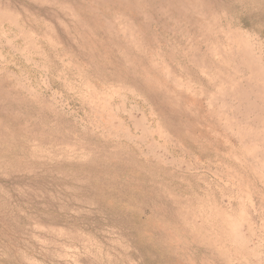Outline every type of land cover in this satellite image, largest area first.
Returning <instances> with one entry per match:
<instances>
[{"label":"rangeland","instance_id":"1","mask_svg":"<svg viewBox=\"0 0 264 264\" xmlns=\"http://www.w3.org/2000/svg\"><path fill=\"white\" fill-rule=\"evenodd\" d=\"M261 31L264 0H0V264H264Z\"/></svg>","mask_w":264,"mask_h":264},{"label":"trees","instance_id":"2","mask_svg":"<svg viewBox=\"0 0 264 264\" xmlns=\"http://www.w3.org/2000/svg\"><path fill=\"white\" fill-rule=\"evenodd\" d=\"M242 24H243V26H245V27H249V28L251 27V24L248 23V21H246V19H243V20H242ZM260 34L264 35V31H261Z\"/></svg>","mask_w":264,"mask_h":264}]
</instances>
